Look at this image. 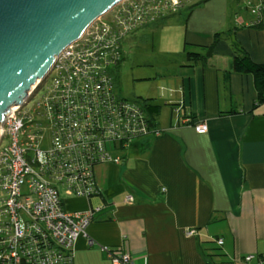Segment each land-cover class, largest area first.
<instances>
[{
    "label": "crops",
    "instance_id": "obj_1",
    "mask_svg": "<svg viewBox=\"0 0 264 264\" xmlns=\"http://www.w3.org/2000/svg\"><path fill=\"white\" fill-rule=\"evenodd\" d=\"M200 1L185 44L198 50L232 31L264 63V26H255L264 24V0H243L248 20L231 16L230 0L190 4ZM234 54L225 35L206 63L189 64L184 52L142 76L157 80L146 97L161 104L163 134L122 152L120 164H99L98 195L66 197L72 212L101 207L75 242L74 264H113L105 247L130 254L131 264H264V104L255 76L231 69ZM203 122L201 134L195 125Z\"/></svg>",
    "mask_w": 264,
    "mask_h": 264
},
{
    "label": "built area",
    "instance_id": "obj_2",
    "mask_svg": "<svg viewBox=\"0 0 264 264\" xmlns=\"http://www.w3.org/2000/svg\"><path fill=\"white\" fill-rule=\"evenodd\" d=\"M180 1L123 0L108 19L99 17L58 56L26 103L55 71L38 101L39 107L44 100L45 111H25V104L12 108L0 129V264H74L75 242L87 235L101 207L72 212L66 197L98 195L99 164H120L122 152L163 134L141 100L120 94L111 71L123 57L124 39L161 15L177 12ZM47 126L50 146L41 148ZM195 127L201 134L208 131L205 122ZM126 200L133 201L132 194ZM104 250L113 264L132 263L128 253Z\"/></svg>",
    "mask_w": 264,
    "mask_h": 264
},
{
    "label": "water",
    "instance_id": "obj_3",
    "mask_svg": "<svg viewBox=\"0 0 264 264\" xmlns=\"http://www.w3.org/2000/svg\"><path fill=\"white\" fill-rule=\"evenodd\" d=\"M123 0H0V129L61 52ZM1 136V132H0Z\"/></svg>",
    "mask_w": 264,
    "mask_h": 264
},
{
    "label": "rangeland",
    "instance_id": "obj_4",
    "mask_svg": "<svg viewBox=\"0 0 264 264\" xmlns=\"http://www.w3.org/2000/svg\"><path fill=\"white\" fill-rule=\"evenodd\" d=\"M179 5L180 8L175 5V9L179 8L175 13L176 15H172L171 13L161 15L156 23L148 24L144 29L137 30L134 36L131 34L126 37L123 43L124 59L119 68L113 72L116 87L120 94L126 98L134 100L140 96L146 97L154 88V85H156L155 82L157 80L155 79L151 82V80L143 79L142 76L153 75L160 64L169 65L171 62L176 63L185 56L183 34L189 15L188 1L182 2L181 0ZM230 5V14L232 17L238 18V20L241 17L248 20L246 15L253 17L251 11L247 10L245 1L237 0L235 2L234 0H230ZM114 11L106 14L104 18L108 19ZM55 75L56 72L54 71L44 88L39 90L40 92L33 101L29 102L27 107L25 104V111H33L34 113L36 110L40 112L45 111L44 100L42 99V104L39 107L38 101L44 91L45 93L48 92L49 86L53 82L52 78ZM155 89L157 90V88ZM32 98L33 96L29 99ZM37 117L44 125L48 123L45 116L38 114ZM50 137L51 129L47 126L44 129L43 139H41L39 147L48 148L50 146ZM3 147L4 144L0 148V154Z\"/></svg>",
    "mask_w": 264,
    "mask_h": 264
},
{
    "label": "trees",
    "instance_id": "obj_5",
    "mask_svg": "<svg viewBox=\"0 0 264 264\" xmlns=\"http://www.w3.org/2000/svg\"><path fill=\"white\" fill-rule=\"evenodd\" d=\"M207 1V0H204ZM191 3V0L188 1V5ZM203 1H200L198 3L195 4H190L188 6V10L191 11L198 5L202 4ZM176 12H172V15H176ZM169 16V15H168ZM171 16V15H170ZM167 17V16H166ZM148 25H145L141 28L147 27ZM255 26L257 27H262L264 26L263 23H256ZM139 28V29H141ZM137 29V30H139ZM134 31L133 33L137 32ZM232 31H223V32H217L215 34V38L212 44L210 45H204L202 47H199L198 50H192L193 45L186 43L185 44V55H186V59L189 62V64H197V63H206L209 59V57L212 55L213 50L216 46V44L225 36L228 35V38L231 40L232 46L234 48V56H233V60H232V65H231V69L233 71H237V72H243V73H252L255 76V81H256V86L258 89V101L257 104L261 105L264 104V63H258L255 62L251 55L249 54V52L235 39H231V33ZM132 33V34H133ZM131 35V34H130ZM126 39V38H125ZM124 39V41H125ZM124 50V49H123ZM124 59V54L122 59L120 60V63L113 68L112 75L113 72H115V69H118L119 66L122 63V60ZM229 72L227 73V75H229ZM139 100H141L144 105L146 110L150 113L151 115V121L153 122V126L158 127L157 125V115L160 112L161 109V104L157 103L155 101V98H147V97H138ZM233 112V111H231ZM230 113V112H228ZM150 139V138H149Z\"/></svg>",
    "mask_w": 264,
    "mask_h": 264
},
{
    "label": "bare ground",
    "instance_id": "obj_6",
    "mask_svg": "<svg viewBox=\"0 0 264 264\" xmlns=\"http://www.w3.org/2000/svg\"><path fill=\"white\" fill-rule=\"evenodd\" d=\"M114 154H115V155H118L119 153H114ZM93 220H94V219H93ZM93 220H92V221H93Z\"/></svg>",
    "mask_w": 264,
    "mask_h": 264
}]
</instances>
